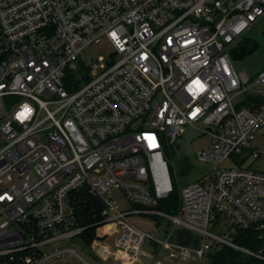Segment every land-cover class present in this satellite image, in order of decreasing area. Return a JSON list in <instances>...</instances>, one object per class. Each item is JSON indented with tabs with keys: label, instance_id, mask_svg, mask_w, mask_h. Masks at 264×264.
Here are the masks:
<instances>
[{
	"label": "built area",
	"instance_id": "1",
	"mask_svg": "<svg viewBox=\"0 0 264 264\" xmlns=\"http://www.w3.org/2000/svg\"><path fill=\"white\" fill-rule=\"evenodd\" d=\"M263 15L264 0H0V264H94L65 244L85 230L81 193L102 205L97 231L116 233L122 264H158L166 248L165 264H203L222 245L264 261V244L234 243L239 230L264 243V172L243 167L264 157L253 148L264 70L252 83L232 61ZM104 37L112 60L93 63L86 85L75 81L82 50ZM197 124L212 139L197 160L214 168L178 192L176 214L164 213L178 185L172 145ZM131 215L184 226L202 245L193 256Z\"/></svg>",
	"mask_w": 264,
	"mask_h": 264
},
{
	"label": "rangeland",
	"instance_id": "2",
	"mask_svg": "<svg viewBox=\"0 0 264 264\" xmlns=\"http://www.w3.org/2000/svg\"><path fill=\"white\" fill-rule=\"evenodd\" d=\"M245 40L255 42L257 44L256 50L244 58L235 57L234 52L239 47V44ZM236 49L232 53V61L236 71L241 75L242 79H248L253 81L252 83H255L258 74L264 70V15L245 32L243 38L236 44ZM114 53V47L105 37L98 43H92L86 46L80 54L77 70L72 72L74 80L78 81L82 78V84L86 85L87 80L85 78L92 77L90 67H92L93 63H97L99 59L110 62ZM261 89V86L254 87V90ZM19 100V98H13L12 103L16 104ZM244 100L245 97L240 96L234 99L233 103L236 105ZM196 126L197 129L187 128L185 133L175 141L171 148L172 159L175 164L178 179V185L175 182L177 192H182L186 187L199 182L204 175L208 174L214 168L212 163H201L197 160V153L202 149L209 148L212 144V139L207 135H201L200 130H205L206 128L203 124H197ZM1 145L0 143V147ZM253 148L264 152V132L259 131L255 134ZM234 166H237V163L234 161H226L221 167ZM243 167L264 172V157L259 159L250 157L243 164ZM121 202V209L130 208L131 205H127L122 200ZM128 221L140 230L154 233L160 240L169 239L173 246L192 251L193 256L195 255L194 251L202 245L203 239L201 235L184 226L176 227L172 236H170V233L173 227L167 233H164V228L168 222L163 218H154L149 215H131L128 217ZM211 231L218 233L219 228L215 230L211 229ZM97 232L102 238L96 245L89 246L80 240L79 237L67 240L65 244L74 246L79 254L83 255L87 260H91L94 264H120L114 255V251L116 250V233L113 231L106 234L104 228L98 229ZM208 242L212 244L211 239H208ZM101 246L110 247L111 255L107 260L102 259L96 253L97 249L99 247L101 248ZM144 249L154 256H157L160 252V247L155 249L152 246H146ZM166 254L167 248L158 256V264H165ZM94 257H97V259L94 260ZM143 260L148 262L145 258ZM56 264L62 263L56 262ZM191 264H199V262ZM203 264H206V260Z\"/></svg>",
	"mask_w": 264,
	"mask_h": 264
},
{
	"label": "trees",
	"instance_id": "3",
	"mask_svg": "<svg viewBox=\"0 0 264 264\" xmlns=\"http://www.w3.org/2000/svg\"><path fill=\"white\" fill-rule=\"evenodd\" d=\"M257 48L255 42L245 40L234 52L235 57L244 58ZM180 206L179 195L176 191L168 199L160 203L158 209L167 214H176ZM76 209L81 227L85 230L80 239L89 246L99 243L102 237L98 235V224L103 220L102 205L89 193H81L76 198ZM234 243L242 248L258 251L263 246L258 232L254 230H239L234 235ZM98 247V246H97ZM206 264H264V261L247 255L229 246H217L206 257Z\"/></svg>",
	"mask_w": 264,
	"mask_h": 264
},
{
	"label": "bare ground",
	"instance_id": "4",
	"mask_svg": "<svg viewBox=\"0 0 264 264\" xmlns=\"http://www.w3.org/2000/svg\"><path fill=\"white\" fill-rule=\"evenodd\" d=\"M97 250L99 251L101 256L104 257L105 260H107L111 255V251L108 250L107 248L105 249L103 247H101V248L99 247Z\"/></svg>",
	"mask_w": 264,
	"mask_h": 264
},
{
	"label": "water",
	"instance_id": "5",
	"mask_svg": "<svg viewBox=\"0 0 264 264\" xmlns=\"http://www.w3.org/2000/svg\"><path fill=\"white\" fill-rule=\"evenodd\" d=\"M170 228V224H167L165 229H164V232L166 233ZM94 260L96 259V257L93 258Z\"/></svg>",
	"mask_w": 264,
	"mask_h": 264
},
{
	"label": "crops",
	"instance_id": "6",
	"mask_svg": "<svg viewBox=\"0 0 264 264\" xmlns=\"http://www.w3.org/2000/svg\"><path fill=\"white\" fill-rule=\"evenodd\" d=\"M174 231H175V230H173V232L171 233V235H170V236H172V235H173ZM118 261H119V260H118ZM119 262H120V261H119ZM120 264H122V263L120 262ZM137 264H141V262H140V263H137Z\"/></svg>",
	"mask_w": 264,
	"mask_h": 264
}]
</instances>
